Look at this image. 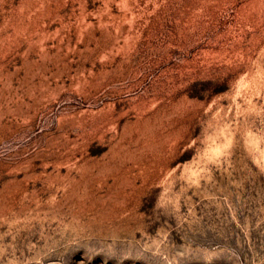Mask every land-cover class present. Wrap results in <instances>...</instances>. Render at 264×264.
Wrapping results in <instances>:
<instances>
[{"label":"rangeland","instance_id":"rangeland-1","mask_svg":"<svg viewBox=\"0 0 264 264\" xmlns=\"http://www.w3.org/2000/svg\"><path fill=\"white\" fill-rule=\"evenodd\" d=\"M0 264H264V0H0Z\"/></svg>","mask_w":264,"mask_h":264},{"label":"bare ground","instance_id":"bare-ground-1","mask_svg":"<svg viewBox=\"0 0 264 264\" xmlns=\"http://www.w3.org/2000/svg\"><path fill=\"white\" fill-rule=\"evenodd\" d=\"M138 140V139H137ZM121 146V145H120ZM126 147V146H125ZM110 167V166H109ZM115 167V166H114ZM88 169V168H87ZM48 175V174H47ZM93 176V175H92ZM117 178V177H116ZM34 195V194H33ZM106 196V195H105ZM112 196V195H111ZM117 200V199H116ZM94 207V206H93ZM106 212V211H105ZM116 221V220H115Z\"/></svg>","mask_w":264,"mask_h":264}]
</instances>
